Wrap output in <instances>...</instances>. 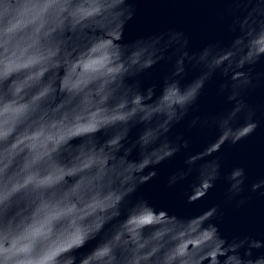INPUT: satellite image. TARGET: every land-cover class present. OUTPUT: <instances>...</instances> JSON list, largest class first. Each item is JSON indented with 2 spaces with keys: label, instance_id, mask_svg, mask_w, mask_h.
<instances>
[{
  "label": "water",
  "instance_id": "1",
  "mask_svg": "<svg viewBox=\"0 0 264 264\" xmlns=\"http://www.w3.org/2000/svg\"><path fill=\"white\" fill-rule=\"evenodd\" d=\"M90 35L127 71L103 105L118 119L70 147L104 161L81 254L264 264V0H125Z\"/></svg>",
  "mask_w": 264,
  "mask_h": 264
},
{
  "label": "clouds",
  "instance_id": "2",
  "mask_svg": "<svg viewBox=\"0 0 264 264\" xmlns=\"http://www.w3.org/2000/svg\"><path fill=\"white\" fill-rule=\"evenodd\" d=\"M124 2L0 0V264H114L107 248L81 254L103 228L91 221L104 161L70 147L118 119L103 105L127 67L90 31Z\"/></svg>",
  "mask_w": 264,
  "mask_h": 264
}]
</instances>
